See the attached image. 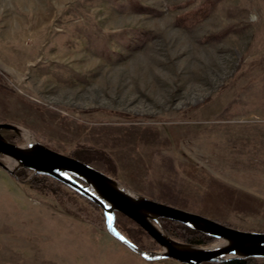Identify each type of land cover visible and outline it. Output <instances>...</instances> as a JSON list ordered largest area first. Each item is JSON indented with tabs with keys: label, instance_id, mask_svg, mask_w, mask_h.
I'll list each match as a JSON object with an SVG mask.
<instances>
[{
	"label": "rangeland",
	"instance_id": "1",
	"mask_svg": "<svg viewBox=\"0 0 264 264\" xmlns=\"http://www.w3.org/2000/svg\"><path fill=\"white\" fill-rule=\"evenodd\" d=\"M0 122L146 197L264 231V0H0ZM23 169L0 166V264H184L143 258L84 197Z\"/></svg>",
	"mask_w": 264,
	"mask_h": 264
},
{
	"label": "water",
	"instance_id": "2",
	"mask_svg": "<svg viewBox=\"0 0 264 264\" xmlns=\"http://www.w3.org/2000/svg\"><path fill=\"white\" fill-rule=\"evenodd\" d=\"M2 130H12L25 138V144L7 139ZM8 158L9 162H4ZM0 166L16 176L19 169L50 175L99 205L110 234L147 260L173 258L182 263L202 264L233 258L264 257V231L240 229L203 214L146 197L127 188L117 178L77 157L56 150L34 133L14 122H0ZM121 212L139 224L160 246L145 249L116 225ZM159 218L182 222L216 238L209 246L178 240L158 223ZM218 241V243H217Z\"/></svg>",
	"mask_w": 264,
	"mask_h": 264
},
{
	"label": "trees",
	"instance_id": "3",
	"mask_svg": "<svg viewBox=\"0 0 264 264\" xmlns=\"http://www.w3.org/2000/svg\"><path fill=\"white\" fill-rule=\"evenodd\" d=\"M2 133L7 139L12 141L9 137V134L12 133L11 131L2 130ZM71 155L87 162V159H86L87 154L83 151L78 152V153L74 152V153H71ZM29 170L30 169H26V168L23 169V171H25V172L29 171ZM46 181H50L51 187H49L50 184ZM31 182L35 184V187H37L41 190H46L44 188L48 187L50 190H52L54 193H56L57 196L59 195V192L60 193L63 192V190L58 188V187L59 186H67L63 182H61L60 180H58V179H56L50 175H46V174L35 175L34 178L31 180ZM45 183H47V184L45 185ZM54 184L55 185L57 184L58 187H54ZM49 189H47V190H49ZM71 190H73V189H71ZM73 192H75L78 195H81L80 193H78L75 190H73ZM81 196L84 197L90 204L95 206L96 209L100 210L101 214L104 216L102 208L99 205H97L95 202L89 200L85 196H83V195H81ZM158 222H161L163 224L164 229L170 235L175 236L176 238H179L178 236H180V237H182V240H185V241H190V242H194L197 244L207 245L216 239L215 237H213L211 235H208V234H205L199 230L193 229V228L189 227L188 225H186L182 222L176 221V220H172V219H168V218H159ZM116 225H117V227H119L118 216L116 218ZM141 229H143V228L141 227ZM184 264H188V263H184ZM202 264H264V257H253V256H251V257H246V258H233V259L222 261V262H203Z\"/></svg>",
	"mask_w": 264,
	"mask_h": 264
},
{
	"label": "bare ground",
	"instance_id": "4",
	"mask_svg": "<svg viewBox=\"0 0 264 264\" xmlns=\"http://www.w3.org/2000/svg\"><path fill=\"white\" fill-rule=\"evenodd\" d=\"M217 243H218V241H217ZM216 244V243H215Z\"/></svg>",
	"mask_w": 264,
	"mask_h": 264
}]
</instances>
